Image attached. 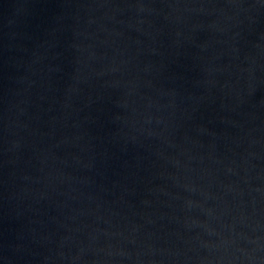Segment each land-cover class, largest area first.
<instances>
[{
  "label": "water",
  "instance_id": "water-1",
  "mask_svg": "<svg viewBox=\"0 0 264 264\" xmlns=\"http://www.w3.org/2000/svg\"><path fill=\"white\" fill-rule=\"evenodd\" d=\"M0 264H264V0H0Z\"/></svg>",
  "mask_w": 264,
  "mask_h": 264
}]
</instances>
